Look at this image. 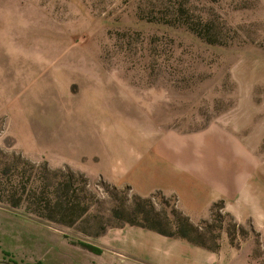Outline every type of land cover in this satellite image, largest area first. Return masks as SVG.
Instances as JSON below:
<instances>
[{
  "label": "rangeland",
  "instance_id": "374dc122",
  "mask_svg": "<svg viewBox=\"0 0 264 264\" xmlns=\"http://www.w3.org/2000/svg\"><path fill=\"white\" fill-rule=\"evenodd\" d=\"M258 125L264 0H0V264H130L99 240L124 224L264 264L263 234L221 201L196 234L172 199L115 182L161 141L257 146Z\"/></svg>",
  "mask_w": 264,
  "mask_h": 264
},
{
  "label": "crops",
  "instance_id": "0c3cea01",
  "mask_svg": "<svg viewBox=\"0 0 264 264\" xmlns=\"http://www.w3.org/2000/svg\"><path fill=\"white\" fill-rule=\"evenodd\" d=\"M256 128V134L264 130L261 125ZM224 135L221 141L207 134L190 139L192 141L179 140L177 145L161 141L150 152H143L141 159L127 170L128 175L134 173L135 178L111 179L120 187L131 186L142 197L161 193L166 199H172L187 217L184 227L194 229L196 234H201L202 222L209 219L214 204L221 201L227 213L238 220L251 219L254 229L264 236V160L261 161L262 154L257 153L264 144V137L262 140L258 137L260 144L256 146L257 142L252 145L245 136L234 135L230 140L226 133L224 141ZM228 146L242 157L224 156ZM160 230L159 227L124 224L110 227L99 240L122 255L120 258H130V264L223 263L207 244L194 240L189 234L171 236Z\"/></svg>",
  "mask_w": 264,
  "mask_h": 264
},
{
  "label": "trees",
  "instance_id": "16d2710c",
  "mask_svg": "<svg viewBox=\"0 0 264 264\" xmlns=\"http://www.w3.org/2000/svg\"><path fill=\"white\" fill-rule=\"evenodd\" d=\"M168 17H164V21L162 19H160L159 23H162L164 25L168 24L169 21L167 20ZM179 19H182L184 17H178ZM151 22H154V21H151ZM185 25H187L186 29L189 30L190 32H192L193 34L197 35V36H201L202 38L204 39H207L209 38L207 34L204 33V35L202 34V30L198 29L197 27H193V25H190L189 23H185ZM202 32V33H201ZM208 42V41H207ZM161 232L163 233H166V234H169L171 236L175 235V233H170V232H166V231H163V230H160ZM179 235L183 236V234H180ZM83 245V244H82ZM83 246L87 247L88 245L84 244ZM90 248H94L96 249L95 247H91L89 246ZM11 264H18L16 261H10ZM26 264H42L41 262H37V263H26Z\"/></svg>",
  "mask_w": 264,
  "mask_h": 264
}]
</instances>
